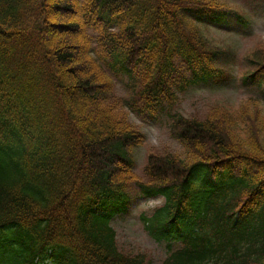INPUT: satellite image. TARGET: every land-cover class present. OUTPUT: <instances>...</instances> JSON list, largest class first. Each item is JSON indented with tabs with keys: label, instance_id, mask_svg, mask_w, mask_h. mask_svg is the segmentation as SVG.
<instances>
[{
	"label": "trees",
	"instance_id": "trees-1",
	"mask_svg": "<svg viewBox=\"0 0 264 264\" xmlns=\"http://www.w3.org/2000/svg\"><path fill=\"white\" fill-rule=\"evenodd\" d=\"M232 22L249 25L229 0H0V264H150L113 225L140 194L165 198L140 218L161 264H264L254 96L169 113L185 155L135 169L145 134L131 113L156 118L178 92L219 84L227 50L207 32ZM245 58L244 85L264 92V40Z\"/></svg>",
	"mask_w": 264,
	"mask_h": 264
},
{
	"label": "rangeland",
	"instance_id": "rangeland-1",
	"mask_svg": "<svg viewBox=\"0 0 264 264\" xmlns=\"http://www.w3.org/2000/svg\"><path fill=\"white\" fill-rule=\"evenodd\" d=\"M232 4L241 8L248 20V26L243 29L237 23L228 26L209 25L207 32L209 37L227 50L223 60V68L226 69L225 77L219 84L213 87L207 85H195L185 91L177 93L175 103L171 108L162 111L159 117H141L133 113L130 120L144 132L145 140L134 149L135 169L137 174L145 178L143 168L151 153L177 152L185 155V146L170 134L169 113L180 112L190 116L194 113L202 114L204 110L220 103L226 107L237 108L242 102L254 96L259 102L264 118V92L251 91L235 79L236 75L246 71L249 67L245 61L248 54L260 40H264V0H229ZM185 67V66H184ZM187 72V76L190 77ZM122 76L117 77V90L120 94L126 93ZM262 97V98H261ZM163 197H135L129 211L115 217L113 225L117 231L120 244L131 252H146L150 264H161L166 256L165 245L156 242L145 230L140 220L141 214L151 211L163 204Z\"/></svg>",
	"mask_w": 264,
	"mask_h": 264
},
{
	"label": "snow or ice",
	"instance_id": "snow-or-ice-1",
	"mask_svg": "<svg viewBox=\"0 0 264 264\" xmlns=\"http://www.w3.org/2000/svg\"><path fill=\"white\" fill-rule=\"evenodd\" d=\"M259 195H264V191H262L261 193H259Z\"/></svg>",
	"mask_w": 264,
	"mask_h": 264
}]
</instances>
